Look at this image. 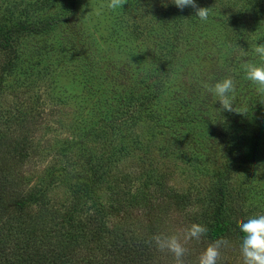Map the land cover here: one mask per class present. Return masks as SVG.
Instances as JSON below:
<instances>
[{"label":"rangeland","instance_id":"rangeland-1","mask_svg":"<svg viewBox=\"0 0 264 264\" xmlns=\"http://www.w3.org/2000/svg\"><path fill=\"white\" fill-rule=\"evenodd\" d=\"M108 3L0 0V27L47 19L40 33L14 31L0 55L10 62L0 90V127L18 136L27 127L18 124L23 117L29 126L24 134L47 147L28 162L30 185L59 161L53 148L107 122V140L93 137L88 143L96 155L109 150L113 156L100 180L102 196L109 194L110 180L145 185L143 170H151L156 184L164 180L160 188L195 195L189 208L194 210L205 201L204 169L216 149L218 113L235 156L232 190L242 205L258 206L254 214L264 213V95L243 71L246 65L264 67V55L256 54L264 49V0H196L197 7L209 9L206 21L185 15L171 0H123L117 8ZM175 21L178 58L166 77ZM229 75L239 113L220 112L207 91ZM34 120L38 126L32 128ZM68 194L67 180L47 190L58 203Z\"/></svg>","mask_w":264,"mask_h":264},{"label":"trees","instance_id":"trees-1","mask_svg":"<svg viewBox=\"0 0 264 264\" xmlns=\"http://www.w3.org/2000/svg\"><path fill=\"white\" fill-rule=\"evenodd\" d=\"M184 10L185 15L195 14L191 7ZM173 23L170 60L162 70L166 77L174 73L178 58L179 25ZM46 24L47 19L0 27V55L14 31L40 33ZM9 63L0 59V90ZM215 119L217 144L204 169L209 172L205 201L194 210L189 208L196 202L195 195L160 188L164 180L157 179L156 184L151 170H143L145 185H133L130 179H125L127 184L110 180L109 194L102 196L100 180L108 175L113 156L109 150L96 155L88 143L93 137L107 140V122L53 148L52 157L59 161L32 185L26 167L40 147L42 152L47 147L24 134L29 126L22 123L23 117L17 119L18 124L27 127L18 136L0 127V264H174L171 254L158 250L151 241L161 233L178 236L187 249L185 264H196L200 253L221 241L229 242L222 250L221 264H242L239 224L259 208L252 203L242 205L232 190L230 169L235 156L226 138L228 126L218 113ZM31 126L38 122L32 121ZM65 180L69 188L65 201L50 200L48 188ZM192 222L203 224L207 231L198 240L185 241L183 230Z\"/></svg>","mask_w":264,"mask_h":264},{"label":"clouds","instance_id":"clouds-1","mask_svg":"<svg viewBox=\"0 0 264 264\" xmlns=\"http://www.w3.org/2000/svg\"><path fill=\"white\" fill-rule=\"evenodd\" d=\"M123 0H109V8L120 7ZM171 3L178 9L192 7L195 16L206 21L209 16V9L206 7H197L196 0H171ZM257 55H264V49H257ZM245 79L257 91L264 95V67L257 68L254 65H246L243 69ZM207 91L215 96V101L219 102L220 110L236 111L233 108V93L235 91V82L230 77H225L214 81L208 86ZM258 171V169H257ZM206 227L201 223L192 222L183 230V239H199L206 233ZM239 232L242 234L239 238L238 248L242 264H264V213L255 214L247 217L239 224ZM154 246L162 251L170 253L174 264H185L184 257L187 249L175 233L155 234L151 237ZM229 247L228 241H221L209 248L206 252L200 253L196 259V264H221V252Z\"/></svg>","mask_w":264,"mask_h":264}]
</instances>
